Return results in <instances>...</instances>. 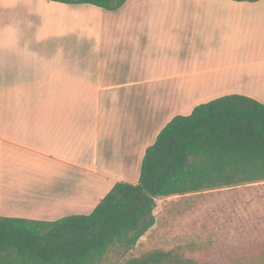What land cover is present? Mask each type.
I'll return each instance as SVG.
<instances>
[{
  "label": "crops",
  "instance_id": "0c3cea01",
  "mask_svg": "<svg viewBox=\"0 0 264 264\" xmlns=\"http://www.w3.org/2000/svg\"><path fill=\"white\" fill-rule=\"evenodd\" d=\"M157 1L0 0L16 21L0 28V216L87 214L137 182L173 116L232 94L264 103V0ZM121 18L134 44L103 45Z\"/></svg>",
  "mask_w": 264,
  "mask_h": 264
},
{
  "label": "trees",
  "instance_id": "16d2710c",
  "mask_svg": "<svg viewBox=\"0 0 264 264\" xmlns=\"http://www.w3.org/2000/svg\"><path fill=\"white\" fill-rule=\"evenodd\" d=\"M49 1L114 10L126 0ZM263 183L264 103L214 98L173 116L146 147L137 182H115L91 212L54 220L0 216V264H175L170 251L127 257L154 223L156 198Z\"/></svg>",
  "mask_w": 264,
  "mask_h": 264
},
{
  "label": "rangeland",
  "instance_id": "374dc122",
  "mask_svg": "<svg viewBox=\"0 0 264 264\" xmlns=\"http://www.w3.org/2000/svg\"><path fill=\"white\" fill-rule=\"evenodd\" d=\"M2 6L0 2V28L13 21L15 25ZM132 16L141 19L142 14L138 10ZM114 28L104 31L103 45L134 44L131 19L116 20ZM152 215L153 225L127 257L170 251L175 264H253L254 258L264 259V183L191 196L158 197Z\"/></svg>",
  "mask_w": 264,
  "mask_h": 264
}]
</instances>
